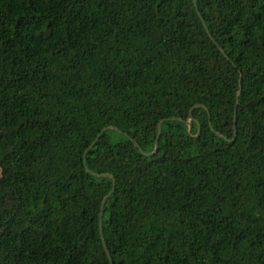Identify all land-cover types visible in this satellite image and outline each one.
Listing matches in <instances>:
<instances>
[{
  "label": "trees",
  "instance_id": "obj_1",
  "mask_svg": "<svg viewBox=\"0 0 264 264\" xmlns=\"http://www.w3.org/2000/svg\"><path fill=\"white\" fill-rule=\"evenodd\" d=\"M0 264H264V0H0Z\"/></svg>",
  "mask_w": 264,
  "mask_h": 264
},
{
  "label": "water",
  "instance_id": "obj_2",
  "mask_svg": "<svg viewBox=\"0 0 264 264\" xmlns=\"http://www.w3.org/2000/svg\"><path fill=\"white\" fill-rule=\"evenodd\" d=\"M234 110H235V107H234L233 111H234ZM185 122H186L187 124H189V121H185ZM233 125H234V116H233ZM109 127H111V126H106V127L101 128L100 132L103 131V130L106 129V128H109ZM158 134H159V125L157 126V130H156V135H155V140H154L153 149H152L150 152H142V151L139 149V151H140L142 154L149 155V154H152V153L156 150V147H157L156 137L158 136ZM98 135H99V133L96 134L95 138H94L93 141L88 145V147L92 146V144L94 143V141H95V139L98 137ZM112 188H113V180H112V187H111V189L108 191L107 195L111 192ZM104 201H105V197L102 198V200H101V206L103 205ZM98 228H99L100 238H101V240H102V235H101V210H100V212H99V216H98ZM102 245H103L104 250H106V247H105V244L103 243V240H102ZM107 256H108V254H107Z\"/></svg>",
  "mask_w": 264,
  "mask_h": 264
}]
</instances>
